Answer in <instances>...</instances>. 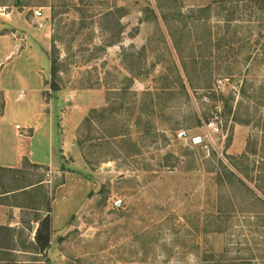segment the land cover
I'll return each instance as SVG.
<instances>
[{"label":"rangeland","instance_id":"rangeland-1","mask_svg":"<svg viewBox=\"0 0 264 264\" xmlns=\"http://www.w3.org/2000/svg\"><path fill=\"white\" fill-rule=\"evenodd\" d=\"M6 34L19 43L0 80L12 85L6 114L24 128L47 84L64 142L56 169L17 176L43 177L48 201L21 199L46 211L0 229V264H264V12L253 2L0 0ZM44 214L41 250L30 235Z\"/></svg>","mask_w":264,"mask_h":264},{"label":"crops","instance_id":"crops-1","mask_svg":"<svg viewBox=\"0 0 264 264\" xmlns=\"http://www.w3.org/2000/svg\"><path fill=\"white\" fill-rule=\"evenodd\" d=\"M8 15L11 17L12 12H9ZM24 22L29 23L26 18ZM6 36H8V38H3ZM0 37V40L3 38V42H1V44L3 43L6 45L8 48L7 51L9 50L5 58L0 56L1 80V77H4V71L7 69L6 62H8V60L6 59L9 55L16 51L19 47V43L10 38V35L8 34L0 35ZM17 66L18 65H16L13 69L17 68ZM10 87H12V85L7 86V88L0 86V166L23 168L24 160L26 158L28 162L37 164L39 168L51 167L52 169H56L61 163L60 151L64 142V133L55 122L59 107L49 103L45 96V92L49 89L47 84L44 87L40 86L37 88V94L40 96L38 101L39 105H37L33 111H30V113H28L29 111H27L26 108L23 109L21 115H24L26 120L24 128L20 127L18 124L14 126L12 115L6 114L7 100L11 93ZM17 89L19 90L17 91ZM17 89L16 91L18 94L23 91L25 96V89H20V87ZM22 129L24 131H22ZM31 182H35V184L29 188L35 189L39 186H44L46 180H44L43 177H40L37 181ZM45 189H47V187ZM7 197L11 200L14 199L11 195H8ZM24 209H29V207L16 205V203L13 202L1 203L0 225L6 226L10 231H12L15 227L19 228L24 222L22 219L24 218ZM36 211L42 214L46 210H44L43 206H40V209ZM45 215L46 214H44V216ZM40 218L41 217H39L36 222H32V233L30 235V239L32 240H35L36 233L41 222ZM33 232H35V234H33ZM33 235L35 237H33Z\"/></svg>","mask_w":264,"mask_h":264},{"label":"trees","instance_id":"trees-1","mask_svg":"<svg viewBox=\"0 0 264 264\" xmlns=\"http://www.w3.org/2000/svg\"><path fill=\"white\" fill-rule=\"evenodd\" d=\"M250 1L253 2V9L255 11L260 10L264 12V0H250ZM51 62H52L51 71H52V75L54 76L57 70L56 64L58 62V58L52 59ZM243 156H246V153ZM28 165L32 167H39L37 164H32L28 162L26 158L24 160L23 168H9V167L0 166V204L6 203V202L7 203L13 202V203H16V205L26 206V207L34 208L38 210L40 209V206L33 205V202H34L33 198H32L33 202L31 201V203H23L21 201L23 197H26V196L32 197L34 193H36L37 191H39V194H41L43 197L41 205L47 203L48 199L46 200L47 195L45 194V191H43L44 190L43 185L35 189L34 188L32 189L29 187L35 184V182L21 183L20 180L17 179V176L20 174V172H22ZM226 169H229L231 173H234L233 170H231L229 167H226ZM258 179L260 180L261 176H259ZM255 188L258 190L264 189L263 186L260 184H257ZM8 195L13 196L14 199L12 200L8 199L9 198L7 197ZM48 207H50V205H48ZM45 217L46 218L42 219L40 226L37 230L36 237H35L36 244L39 245V249L41 250H46L48 246L50 245V240H51V220L47 216ZM0 229L4 230L6 232V235H7V232L10 231L9 228H7L6 226L0 225Z\"/></svg>","mask_w":264,"mask_h":264},{"label":"built area","instance_id":"built-area-1","mask_svg":"<svg viewBox=\"0 0 264 264\" xmlns=\"http://www.w3.org/2000/svg\"><path fill=\"white\" fill-rule=\"evenodd\" d=\"M34 14L37 16V17H41V16H43V8L42 7H39V8H36L35 9V11H34ZM11 57V55H9V57L8 58H10ZM19 99H21L23 96H24V92L23 91H21L20 93H19ZM213 125V123H211V122H209L208 124H206V126L209 128H211V126ZM215 129H218L217 127H215ZM178 137L179 138H187V132L186 131H180L179 133H178ZM201 141V137L200 136H196V137H194L193 138V142L194 143H199ZM114 204H115V206H116V208H120V207H122V200H120V199H118V200H116L115 202H114Z\"/></svg>","mask_w":264,"mask_h":264}]
</instances>
